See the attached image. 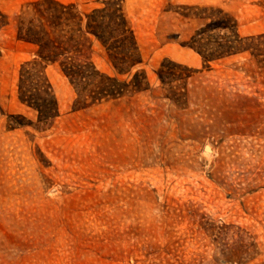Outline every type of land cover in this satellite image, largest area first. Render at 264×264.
Masks as SVG:
<instances>
[{"label": "rangeland", "instance_id": "rangeland-1", "mask_svg": "<svg viewBox=\"0 0 264 264\" xmlns=\"http://www.w3.org/2000/svg\"><path fill=\"white\" fill-rule=\"evenodd\" d=\"M29 1L0 0V264H264V0H121L140 62L89 60L145 87L85 105L48 63L45 120L18 91ZM212 18L233 25L204 61L186 42Z\"/></svg>", "mask_w": 264, "mask_h": 264}, {"label": "trees", "instance_id": "trees-1", "mask_svg": "<svg viewBox=\"0 0 264 264\" xmlns=\"http://www.w3.org/2000/svg\"><path fill=\"white\" fill-rule=\"evenodd\" d=\"M98 1L102 5L90 11L81 10L74 2L60 0H31L26 3L31 16L19 25L18 36L36 44L37 51L33 59L21 63L18 91L19 98L37 110L39 120L57 113L52 85L44 71L48 63L59 62L75 85L78 98H84L85 105L145 87L142 70L122 79L117 74L100 71L89 60L92 42L98 40L118 73L126 72L140 62L136 39L120 7L121 0ZM232 25L227 19L212 18L199 26L186 43L202 53L204 61L209 60L211 52L203 50L211 44V32L231 29ZM163 66L162 62L157 70L162 81L165 78ZM183 68L188 69L185 65ZM180 72L182 76L191 74V71Z\"/></svg>", "mask_w": 264, "mask_h": 264}, {"label": "bare ground", "instance_id": "bare-ground-1", "mask_svg": "<svg viewBox=\"0 0 264 264\" xmlns=\"http://www.w3.org/2000/svg\"><path fill=\"white\" fill-rule=\"evenodd\" d=\"M204 146H205V147L207 146L208 149L211 150V147H210L208 144H206V145H204Z\"/></svg>", "mask_w": 264, "mask_h": 264}]
</instances>
